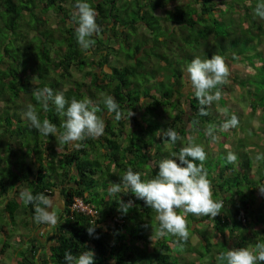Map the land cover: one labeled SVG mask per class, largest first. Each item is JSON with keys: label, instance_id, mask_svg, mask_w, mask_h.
Instances as JSON below:
<instances>
[{"label": "trees", "instance_id": "1", "mask_svg": "<svg viewBox=\"0 0 264 264\" xmlns=\"http://www.w3.org/2000/svg\"><path fill=\"white\" fill-rule=\"evenodd\" d=\"M125 1V5H122L120 0H88L97 12L96 19L101 30L93 37L95 46L87 50L89 55H99V60L89 69H85L84 72L87 75H94V78H96L95 86L101 89L105 88L107 95L114 97L120 106V110L124 113V117H127V113L131 109L134 113L137 109L143 110V113L137 119L135 114L129 120L132 129L134 123L139 126L141 124L139 134H142L146 127L151 135V137L147 136L146 139L141 141L140 145L144 146L143 149L140 147L142 149V152L139 153L140 158L136 157L137 153L135 152L137 149L133 147L135 131L125 133L123 122L126 119L116 120L115 113L109 116L107 109L102 110V114H99L106 121L104 135L98 139H86L81 142L82 146L79 149L61 143L57 137L64 130L60 131L58 128L56 136L50 134L45 138L42 137L40 142L36 139L35 141L31 139L25 143L20 142L22 141V133H24L27 126L21 123L23 114H20L19 111L20 101L24 96L29 95L35 103V97L31 94V90L37 91L46 87L45 82L48 75L51 77L50 81H54V75L58 79L66 78V80H70L71 67L80 72L85 66L81 58V48L76 41V25L73 22L77 0H0V97L2 100L0 112L3 113V117L0 118V144L3 149L0 148V197L8 190L9 178L2 172L6 169L8 175H11L14 179L13 192L22 186L21 191L25 189L34 195L43 193L51 198L57 193L59 196L58 202L60 203V211L57 213L59 217L58 224L50 226L37 223L40 228L45 226V230L48 229L43 244L37 240L39 236H44V232L41 230L40 232L43 233L39 232V234L32 235L27 239L26 249L24 248L25 251L23 249L19 253L16 264H66L64 259L66 252L78 256L89 249L95 252V264H112L113 258L114 264H178L179 262L180 264H194L193 261L184 262L181 252L177 251L178 244L175 242H178V237L174 239L171 237L170 240H167L166 237L159 238L151 236V234L148 235L143 216L154 210L145 205L143 200L137 199L133 193L125 192L110 197L109 188L112 185L108 186L103 181L100 183L102 185L101 189L109 194L99 197L94 186V177H97V182H100L99 172L96 171V161L88 158L84 146L86 143L94 144L97 142V145H99L97 148L102 149V154L113 162L112 166L123 170L121 176L129 168L138 171V166L134 164L137 159H140L143 164L148 163V172L145 171L141 175V179L144 176L148 180L158 174V162L170 158L173 152L178 155L180 149L186 147L188 138L202 134L205 142L208 141L211 137L206 135V129L210 125L216 128V138L211 142L208 141L207 144H210V150H218L219 138L223 140V143L229 138L226 137L227 130L222 131L224 132L222 134L219 126L233 115L231 106L233 102L240 99V95H253V88L264 86V62L254 61V58L264 54L262 51L264 49L260 48L263 41H258L255 45L249 44L252 40L240 44L237 42L236 44L241 47L249 48L246 54L241 49H236L233 45L222 42L225 39L224 33L213 26L212 23L217 19L210 17L217 0ZM224 1L230 3L232 0H220V2ZM241 1L242 5L246 6L251 0ZM229 5L233 7L231 4ZM238 7L239 5L235 4L233 9H238ZM157 9H160L162 14L156 13ZM49 10L53 12L52 21L57 22L54 25L50 21ZM238 12L241 16L242 13L245 15V12L248 14L250 23L246 28L253 27L252 24H254L258 31L262 29V23H254L251 14L247 12V7H243ZM24 16L28 19L25 22H20L19 17ZM133 18L137 19L134 20ZM19 22L21 25L26 23L29 26L27 29L35 31L33 34L37 35L39 40L37 52L44 63L45 69L33 74L32 78L30 77L31 72L40 69L39 67L42 69L43 64L32 61L34 56L26 54L22 49L19 36L25 37L26 35L25 32L17 31L16 27ZM138 23H141L148 32L153 33L154 47L157 45L163 46L165 54L158 50H155L154 54L161 57L163 62L160 64L164 69L172 67V65L176 66L179 63L182 64V66L175 69V76L171 75L169 77L172 81L173 90L170 86V89L162 90L157 95H153L146 87L143 95L139 98L138 95L131 92L132 88H137L135 85L136 79L127 78V76H133L138 71L137 68H124L115 83L112 82V77L103 79L106 74L104 72L112 74L117 71V67L112 66L108 69L107 63H105L108 58L106 46L114 41L119 44L116 39L117 36L123 34L125 25L132 26V24ZM214 36L218 37L216 43L210 42L208 44V39ZM31 40L29 44L24 46L25 49L34 46L35 37ZM192 41L196 47L200 45L204 47L202 58L207 59L211 58L212 55H220L225 58L230 68V76L227 83L224 84L226 88L223 85L218 86L222 92V98L218 102L204 106L207 115L200 113L201 105L194 92H191L190 88V90L188 88L182 89L179 83V78H183L181 80L183 83L189 82L185 78L186 69L192 61L190 55L197 49L194 48ZM139 46L135 44L133 46L134 51L127 53V58L135 59ZM225 46L230 47V50L226 53H224L226 51L224 50ZM115 49L112 48V50ZM248 56L252 57L250 58L252 61L248 60ZM245 59L247 60L245 65L249 71L242 72L240 70L243 68L242 60ZM32 63L35 67L32 66ZM26 66L29 67V70H26ZM47 70L48 72L45 74ZM237 73L260 75L255 84L249 86L243 84V81L240 84L234 80L236 79L234 75L239 76ZM153 75H155V72ZM153 80H158V77L155 75ZM73 81L76 86H80L79 80L73 79ZM55 84L58 86V80ZM249 87L253 88L250 89ZM179 89H182V94H187L189 91L191 97L186 95L187 99L182 103V106L176 107L178 100L176 101V97H172V95L173 93L176 94V90ZM261 90L262 88L258 92L260 93ZM63 91L68 92L69 90L65 89ZM89 95L91 97L93 92L91 91ZM228 98H230L229 101H227ZM166 101L170 102L168 105H171L172 109H167ZM215 103L221 105L220 107L226 112L224 119H222L223 117L220 118L221 115L214 116L212 107ZM5 108H7V113H4ZM161 111H164V113L171 112V116L162 118ZM147 112L154 113L155 116L153 117L156 119L158 115H161V121L156 122L153 117L148 120ZM54 117L51 119L56 121ZM13 121L17 124L12 125ZM129 121L127 122L129 123ZM200 122L203 123V126L199 125ZM54 124L57 126V123ZM167 128L175 130L181 139L174 144L169 140L162 139V132ZM37 132V130H34L33 134H38ZM16 134H18V140L22 146L16 147L13 144V135ZM124 140H126L125 144H123ZM147 140L148 145L145 144ZM121 144H123L122 147ZM153 144H156V146ZM159 147L166 148L161 150ZM90 151H93V149ZM240 151L243 152L242 157H237L234 164L229 163L224 155H217L218 162L213 167L208 162L209 159L204 161L208 179L212 182L213 199L223 201L224 204L221 213L212 218L181 212V215H185L186 219L190 218L188 225L191 223L192 228L195 227L192 220L196 222L201 219L207 222L211 227L210 229L213 228L212 231L221 238L224 247L223 252H227L233 247H248L251 249L254 248L257 242H264V196L259 194L258 188V186L264 187V173L257 178L255 174L257 183L254 184L252 177L254 176L253 168L255 165L251 167L249 157L246 156L245 152L247 149ZM89 155L91 154L89 153ZM124 162L131 164V166H124ZM259 162L264 167V159ZM196 163L199 164L200 162L196 161ZM51 179L52 181H50ZM148 180H145V182ZM18 195L20 196V193ZM259 195L260 197H258ZM74 197H80L84 202L90 203L95 210L94 213L88 214L70 209ZM120 198L125 202L129 200L134 202V206L127 213L118 210ZM19 202H22L20 197L16 199L14 196L7 197L2 202L5 215L12 221L11 226L14 224L16 210L23 207L20 206ZM21 212L24 216L23 220L26 219V215L30 218L34 217V205H25L23 209L21 208ZM28 223L30 224L26 219L23 225L28 226ZM94 224L97 225L95 232L98 238L90 237L86 231L88 226ZM156 225L159 227L158 220ZM38 226H36V230ZM252 229L259 230L261 233ZM0 232L3 233L2 235L7 234V230L2 225H0ZM197 235L199 241L196 244L200 246L203 244L202 246L209 251L211 242L207 241L202 235ZM259 236L261 240L258 239ZM2 237L0 239V250L6 245V241L2 240ZM149 241L153 242L151 247L153 251H149L152 256H148ZM189 249L196 253L194 257L197 258L196 263L201 264L203 254L192 248ZM218 252L221 253V250ZM145 253L147 256H145ZM218 256L216 255V257ZM212 260L210 258L207 264H214ZM259 264H264V262H259Z\"/></svg>", "mask_w": 264, "mask_h": 264}, {"label": "rangeland", "instance_id": "2", "mask_svg": "<svg viewBox=\"0 0 264 264\" xmlns=\"http://www.w3.org/2000/svg\"><path fill=\"white\" fill-rule=\"evenodd\" d=\"M125 0H120V3L123 5H125ZM264 2V0H251L249 1L246 5H242V1L241 0H232L230 3L227 1L224 2H220V0H217L216 6L215 8L213 7V11L210 15V17H214L215 19H217V21H214L212 24L213 26L218 29L219 31H222L224 33L225 39L222 40V42H225L226 44H231L233 45L236 49H241L242 51L245 52V54L247 53V47H241L239 44L242 42L247 43L248 41H251L249 44H254L257 43L258 41H263L264 42V19L259 18L256 14H255V8L256 5L258 3H262ZM229 4H231L233 7H231ZM238 4L239 7L238 9L241 11L243 9V7H247V12L251 14V17L254 21V23L256 22H261L262 23V29L260 31L257 30V28H255V25H253V27H249L246 28L248 26V23H250V19L248 14L245 12L242 13V16L239 14V10L238 9H233L234 5ZM48 13L50 14V21L53 20V12L52 11H48ZM156 13H160L162 14V11L160 9L156 10ZM129 17V16H128ZM28 18L26 16L24 17H19V21L20 22H25ZM134 19V18H133ZM137 18H135L134 20H136ZM139 21V20H138ZM19 22L17 28V31L20 30L22 31L26 36L25 37H20L18 33H16L17 36H19V42L22 45V49L26 52V54L28 53V55H33V59L32 61H36V63H42L43 64V68L41 69V67H39L40 69H35V72H31L30 77H33V74L44 70V63L42 61V59L39 58V54L37 52L38 49V37L37 35L33 34L35 31H32L31 29H27L29 26L26 25V23L23 25H21ZM137 22V21H136ZM53 25L56 24L57 22L54 20L51 22ZM245 26V27H243ZM28 30V31H27ZM32 35H35V42H34V46L32 48H28L25 49L24 46L29 44V41L31 40V38H34ZM218 39L217 36H214L213 38H209L208 41L210 44V42L216 43V40ZM119 44H117V42H112L110 43L108 46H106V52L108 55V58L106 59L105 63H107L106 65L108 66V69H110V67L115 66L117 67V71L115 73H108V72H104L105 77H103V79H108L112 77V82L115 83L118 81V77L121 76V72L122 70H124V68L127 69H138V71L135 72V74L133 76H127L128 79H136V83L135 85L137 86V88H132L131 92L138 95L139 98H141V96L144 93L145 88L148 90H150L151 94L153 95H157L158 93H160L162 90L165 89H170L169 87L172 86L171 90H173V85H172V81L169 77H171V75L175 76V69L179 68L180 66H182L181 63H179L178 65H172V67H169L167 69H164L160 63H162L163 61H161V57L155 56L154 51L158 50L159 52H163V54H165L164 48L162 45H157L155 46V41L153 39V33L148 32L147 29H145V27L141 24H132V26H127L125 25L124 27V32L121 36H117V39ZM32 42V40H31ZM239 44H236V43ZM193 43V41H192ZM138 44L139 49L137 52V56L135 55V59H137L135 61V59H130L127 58V53H132L134 51V45ZM48 45V44H47ZM193 45L195 46L194 48H197L193 51V54L190 55V57H192V59L194 57H200L201 59L204 56V54H202L204 47L202 45L196 47L195 43H193ZM247 45V44H246ZM49 46V45H48ZM149 46H151V48H149ZM116 48L115 50H112V48ZM188 51H191L190 49H187ZM224 50H226L224 53L228 52L230 50V47L225 46ZM264 52V50H262ZM80 52L82 53V60L84 61L85 66L81 69V71L79 72L77 69H72L70 70V75H71V79L70 80H66V78L64 79H58L57 76L54 75V81H50L49 79L51 78L48 75V78L46 79L45 82V86L46 87H51L53 92H63V94L65 95V97L70 101L71 98L76 97L77 100H81V99H88L90 101L93 102V104H95L100 111L97 113L102 114V110L106 109L104 103H103V98L104 96H107V93L105 92V88H98L95 86L94 82L96 81V78H94V75L89 74L87 75L84 71L85 69H89L95 62H97L99 60V55L97 54H91L89 55V53L85 50L80 49ZM263 55V56H262ZM260 56H258L257 58H254V61H261L264 62V54H262ZM248 60L252 61L250 58H252L251 56H248ZM189 58V57H187ZM186 58V59H187ZM31 59V58H30ZM93 60H95L93 62ZM29 62V61H28ZM159 62V63H158ZM243 66L247 63V60H242ZM32 66L35 67L34 63H32ZM106 69V68H105ZM26 70H29V67L26 66ZM49 70V68H48ZM48 70L46 71L45 74H47ZM107 70V69H106ZM239 70V69H238ZM243 70V69H240ZM155 72V75L158 77V80L154 81L153 78L155 75H153ZM238 74V73H237ZM239 76L237 77L236 75H234V79L236 82H241L243 81V84L246 85H254L255 82L258 79V76L260 74H253L251 75L250 73H239ZM102 76V75H101ZM73 79H75L76 81L79 80L78 83H80V86H76L74 84ZM58 80V86H56L55 83H57ZM153 80V81H152ZM183 78H179V83L182 86V89H187L190 90L191 86L190 83H183ZM148 82V83H147ZM152 82V83H150ZM34 83V81H33ZM150 84V85H149ZM241 84V83H240ZM149 85V86H148ZM61 88H60V87ZM178 87V86H177ZM176 87V88H177ZM224 88H226L225 85H223ZM181 88V87H180ZM190 88V89H189ZM250 89H252L253 87H249ZM262 90L264 89V86L261 85ZM260 88H253L254 94L253 95H240V99L238 100H233V105L232 106V110H233V114L236 115L238 117L239 120V124L237 127H231L227 130V137L228 138V142H227V146L228 148H225V144L223 143V140H221L219 138L218 141V150H215V152L212 153V151H210V144H207V142H211L214 139L209 138L208 141L205 142V138L203 137V135H198L195 136L193 135L192 137L188 138V141L186 142V146H189V141L191 140L193 143L195 144H199L201 146L204 147L205 152L207 153V159H209V163H211L212 167L218 162L217 155H224L225 158L227 157L228 153H234L237 157H242L243 152L240 151L242 149L246 150V156L249 157L250 160V164L251 167L253 165V175L256 174V178L264 173V167L262 166V164H260L259 161L256 160V156L257 154H263V150H264V91H260V93L258 92V90ZM68 89V92H64L63 90ZM182 89L176 90V94L173 93L172 97H176V101L178 102V104L176 105V107H180L182 106V103L187 99V97H191V95H189V91L187 94H182L183 91H181ZM91 91L93 92V95H91L90 97V93ZM36 92V90H31V94L34 95V93ZM179 92V93H178ZM191 92H193L191 90ZM259 93V94H258ZM29 94V93H28ZM180 94V95H179ZM32 95V96H33ZM186 95H188L186 97ZM35 97V95H34ZM91 98V99H90ZM100 102V103H99ZM168 103L166 101V106L167 109L171 108V105L169 106ZM28 104H32L33 107L36 108L39 118L41 121H43L44 119H49L52 123H57V128L62 131L64 130L62 125L66 119V117L61 116L57 113L56 108L54 105L50 104L49 105V110L47 112H45L41 106V104L36 100L35 98V103L32 101V99L29 97V95L24 96V98L20 101V107H19V111L20 114H24V112L26 111V107ZM254 104L255 107H254ZM2 105V100L0 97V107ZM240 106V107H238ZM262 108V109H261ZM40 111V114H39ZM142 111V112H141ZM11 112V111H9ZM255 112H258L257 114ZM4 113H7V108H5ZM143 113V110L137 109L135 111L136 114V119L140 116V114ZM148 120H150L151 117L155 116L154 113H148ZM162 115V116H161ZM161 117H169L171 116V112H165L161 111ZM55 116V117H54ZM110 116V115H109ZM158 115V118L156 119L155 117H153L154 120H156V122L161 121V117ZM3 117V113L0 112V118ZM56 120H52L51 118H53ZM166 117V118H167ZM254 117V118H253ZM122 119H126L123 122V129L125 133H130L131 131H135V136L133 138V147L136 148V152L137 153V158H140V154L142 152L143 146H141V141L146 139V137H151L150 133H148L146 127L144 128V131L142 132V134H139V127L140 126L137 123H134L133 125V129L130 127V121L124 117ZM111 121V120H110ZM129 121V123L127 122ZM263 121V122H262ZM112 122V121H111ZM115 122V119H114ZM132 122V120H131ZM21 123L23 125H27L26 129L24 130V133H22V143H25L29 140H33L35 141L38 140V142H40V140L42 139V137L45 138V136L41 135L39 132H37L38 134H33L34 128L31 127L30 123L28 122V120L24 117L23 115V119L21 120ZM13 124H17V122L13 121ZM119 124V123H118ZM200 126H203V123L200 122L199 123ZM252 126V127H251ZM118 127V126H117ZM117 131V129H116ZM202 132H204L202 130ZM222 132V131H221ZM222 134H224V132H222ZM226 134V133H225ZM19 136L18 134L13 135V139L12 141L14 142L13 144H15V146L19 147L22 146L19 143L18 140ZM138 139V140H137ZM146 145H148V140L145 141ZM231 142V143H230ZM19 143V144H18ZM126 143V140H124V143ZM165 144V142H163ZM162 143V145H164ZM98 143H94V144H90V143H86L84 146L85 149V153L88 156V158H90L91 160L94 159L96 161V171L99 172V179L100 182H97V177H94L95 179V183L94 186L98 191V195L99 197H104L105 194H109L107 191L104 192L103 189H101L102 185L100 184L101 181H103V183H105L108 186H111L113 183L119 182L120 181V177H121V171L120 169H116L114 168L113 162L111 160H108V158H106L103 154H102V149L99 150V148H97L99 145H97ZM123 144H121V147L123 146ZM154 146H156V144H153ZM161 145V146H162ZM251 146V147H249ZM25 146L23 145V148ZM142 149H141V148ZM148 148V146H146ZM0 148H1V144H0ZM160 148V147H159ZM162 148H166V147H161L160 149L162 150ZM250 148V149H249ZM91 149H93V151H90ZM1 150H3L1 148ZM148 151V150H147ZM16 153L18 152L15 151ZM89 153L91 155H89ZM215 158V159H214ZM256 161V162H255ZM7 163V162H5ZM136 166H138V171L140 172L141 175L143 174V172L147 171L148 172V163H142V161L140 159L135 160L134 163ZM123 165L125 166H131V164L124 162ZM2 172H4L3 174L7 175L9 178V182H8V190L6 191L7 194H3L0 197V225H2L3 228H5L7 230V241L11 242L14 237H18L20 236L21 238H23L24 236H28V231L30 228L27 226L26 230L24 232L27 233H22L23 231V224L26 221V219L28 220V222H31L33 217H29L28 215H26V219L23 220L24 216L21 212V208L23 209V207H25V204L23 202H19L20 206H23L21 208H18L15 212L14 215V224L11 226L10 223L12 222L7 215H5V212L3 211V206H2V202L5 198L7 197H13L12 196V191H13V187H14V179L11 175H8V170H3ZM255 176L252 177V182L255 184L257 183ZM142 180H148L146 177L144 178V176L142 177ZM52 181V179L50 180ZM100 187V188H99ZM20 189H23L22 186L19 187ZM25 190V189H24ZM87 192V191H86ZM6 196V197H4ZM115 195H111L110 197H113ZM18 197H20L18 195ZM103 206H105L104 204H102ZM56 213H59L60 208L59 205L55 204V209ZM179 214H181L182 210H177ZM144 217V222H146L145 226H146V230L148 232V235L151 234V236H157L156 235V231L158 229V226L156 225V221H157V213L155 211L151 212L150 214H147ZM187 223L190 221V218H187ZM195 220H192V224L193 226H195L194 228H192L191 223L190 225H188V230L190 233L189 236V240L187 242H183L178 240V242H175L178 244L177 246V251L179 250L181 252V255L183 256L182 259L184 260V262H192L194 264H197V258H194L196 256V253L193 250H190L189 248L194 249L195 251H200L203 254V259L201 264H207L209 263V260L211 258V260L213 261L214 264H218L217 262V257L216 255H219L220 253L218 252L219 250H221V253L224 251V247L221 243V238L217 236V234L212 231V229H210L211 227L207 224V222H204V220L198 219V221L194 222ZM29 224V223H28ZM152 226V227H151ZM18 228L19 232L22 233L20 235H15L14 234V229ZM25 228V227H24ZM257 228V227H256ZM214 230V229H213ZM253 230V229H252ZM253 231H259V230H253ZM260 232V231H259ZM261 233V232H260ZM33 234V233H32ZM200 234L202 235L204 238H206L207 241L211 242V248L208 251V249L204 248L202 245L200 246L198 243V235ZM214 236V237H213ZM217 236V238H216ZM175 238L176 236H172L169 235L167 236V240L170 238ZM259 240L260 236L258 237ZM15 241V240H14ZM15 243H17V241H15ZM37 243V242H36ZM152 243L151 241L148 242V256H152L151 253H149V251H153L151 249L152 247ZM25 244H28V241L25 240ZM196 244V245H194ZM181 245H183L181 247ZM26 247V246H25ZM24 247V248H25ZM26 249V248H25ZM25 249L23 251H25ZM182 249V250H181ZM145 251V250H144ZM188 251V252H187ZM146 252V251H145ZM217 252V253H216ZM147 253V252H146ZM145 253V256H147V254ZM177 254V253H176ZM178 255V254H177ZM11 258V254L8 252L6 253L4 256H2V258L0 259V264L1 261H3V264H11V261L8 260ZM138 259V258H137ZM170 259H172L170 257ZM199 261V260H198ZM211 263V261H210ZM180 264V262L178 263Z\"/></svg>", "mask_w": 264, "mask_h": 264}, {"label": "clouds", "instance_id": "3", "mask_svg": "<svg viewBox=\"0 0 264 264\" xmlns=\"http://www.w3.org/2000/svg\"><path fill=\"white\" fill-rule=\"evenodd\" d=\"M76 12L73 15L75 23V36L79 47L82 50H89L95 46L93 37L100 32V25L97 23V12L88 0H77L75 4ZM255 14L264 19V2L258 3ZM230 76V68L225 58L220 55H212L211 58L201 59L194 57L186 69L185 78L189 81L191 90L199 101L200 113L207 115L206 105L218 102L222 98V92L218 86L227 83ZM36 100L41 104L43 110L47 112L49 105L55 106L59 115L66 117L62 127L63 132L59 133L58 140L69 147L79 149L86 139H98L104 135L106 121L97 113L100 109L88 99L77 100L75 97L69 101L63 92H53L49 87L37 90ZM103 103L107 109V114L115 113V119L124 118V113L114 97L107 95L103 98ZM24 117L31 127L36 129L41 135L56 136L57 126L49 119L40 120L38 112L32 104H28ZM132 109L127 113V119L134 116ZM238 117L232 115L230 119L219 126L220 131H226L231 127H237ZM215 126L210 125L206 129V135L215 139ZM162 139L171 141L173 144L180 140L179 134L167 128L162 132ZM207 153L204 147L189 141V146L182 147L179 154L173 152L170 158L158 162V174L148 180L141 179V173L129 168L120 177V181L113 183L109 188V193H133L137 199L145 202L157 213L159 227L156 235L164 238L169 235L176 236L180 241L189 240L188 223L185 215H181L177 210H182L185 214L194 216L216 217L221 213L223 201L213 199L212 182L208 179V173L204 168V161ZM229 163H235L237 156L229 152L227 157ZM264 159V154H257L256 160ZM196 161L200 163L197 164ZM259 194L264 196V187L258 186ZM20 199L25 205H34L35 221L40 224L55 226L59 222V217L55 209V201L44 195L33 194L28 190L20 192ZM134 206V202H118V210L127 213ZM97 225H90L86 231L90 237L98 238L95 232ZM152 227V226H151ZM183 245H181L182 247ZM66 264H95V252L92 249L74 256L71 252H66L64 256ZM218 264H259L264 262V242H257L254 248L233 247L227 252H222L217 257ZM114 264V258L112 261Z\"/></svg>", "mask_w": 264, "mask_h": 264}, {"label": "crops", "instance_id": "4", "mask_svg": "<svg viewBox=\"0 0 264 264\" xmlns=\"http://www.w3.org/2000/svg\"><path fill=\"white\" fill-rule=\"evenodd\" d=\"M260 48H263L264 49V42L261 44V46H260ZM241 69H243L242 70V72H247V71H249V69L247 68V66L245 65V66H243V68H241ZM229 99L230 98H228L227 99V101H229ZM221 105H219V104H217V103H215L214 104V106L212 107V111H213V113H214V116L216 115V116H220V118L221 117H223L222 119H224V116L226 115V112L220 107ZM223 107V106H222ZM239 107V106H238ZM254 118V117H253ZM252 127V126H251ZM195 136H197L198 137V135H195ZM228 136V135H227ZM226 136V137H227ZM229 140H225L224 141V144H225V147H228L227 146V142H228ZM249 147H251V146H249ZM250 149V148H249ZM210 151H212V150H210ZM213 152H215V150H213L212 151V153ZM255 176V175H254ZM21 190L22 189H20L19 187L13 192L12 191V193H13V196L16 198V199H18L19 197H18V194L21 192ZM258 193V192H257ZM5 194H7V192L5 193ZM258 197H260V195L258 196ZM54 201H55V204H57V205H59L60 206V203L58 202V200H59V196H58V194L56 193L53 197H51ZM34 217H35V215H34ZM34 217H33V219H32V221L30 222V224H28V227L30 228L29 230H27L28 231V236H24L23 238H21L20 236H18V237H14V239L11 241V242H8L7 241V237H6V234L5 235H2L3 233L2 232H0V239H1V237L3 238L2 240H5L6 241V245L2 248V250H0V259L2 258V256H4L6 253H10L11 254V258L10 259H8V260H10L11 261V264H16L17 262H16V258H17V256L19 255V253L24 249V247L26 246V244H25V240L27 241V239H29L30 237H32V235H35V234H39V232L42 230L43 232H40V233H43V237H38V241L41 243V244H43V242H44V238H45V235L48 233V229H47V231L45 230L46 229V227L44 226V227H41L40 228V225L38 226V224H37V222L35 221V219H34ZM36 226H38V229L36 230ZM43 226V225H42ZM25 227V228H24ZM26 228H27V226H25V225H23V231H22V233H27V232H24L25 230H26ZM19 229L16 227L15 229H14V234L15 235H20V234H22V233H20L19 231H18ZM33 233V234H32ZM17 241V243H15V241ZM1 263L3 264L4 262L3 261H1Z\"/></svg>", "mask_w": 264, "mask_h": 264}, {"label": "built area", "instance_id": "5", "mask_svg": "<svg viewBox=\"0 0 264 264\" xmlns=\"http://www.w3.org/2000/svg\"><path fill=\"white\" fill-rule=\"evenodd\" d=\"M70 209H75L88 214H93L95 211L90 203L84 202L80 197L73 198V201L70 204Z\"/></svg>", "mask_w": 264, "mask_h": 264}]
</instances>
